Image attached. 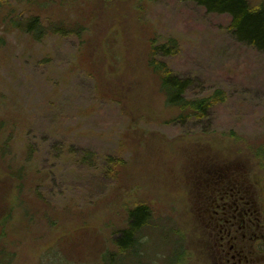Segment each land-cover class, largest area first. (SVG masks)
Listing matches in <instances>:
<instances>
[{
	"label": "rangeland",
	"instance_id": "obj_1",
	"mask_svg": "<svg viewBox=\"0 0 264 264\" xmlns=\"http://www.w3.org/2000/svg\"><path fill=\"white\" fill-rule=\"evenodd\" d=\"M32 16L82 34L36 40L14 25ZM231 21L189 0L0 5V258L110 264L101 258L118 250L126 210L144 203L157 223L139 264H170L179 238L178 264H217L221 239L202 204L208 185L225 170L241 173L244 209H264V50L239 40ZM169 40L178 53L158 58L188 80V99L226 94L204 118L178 120L183 112L167 105L149 66L153 47ZM259 223L258 238L245 240L247 264L261 262Z\"/></svg>",
	"mask_w": 264,
	"mask_h": 264
},
{
	"label": "trees",
	"instance_id": "obj_2",
	"mask_svg": "<svg viewBox=\"0 0 264 264\" xmlns=\"http://www.w3.org/2000/svg\"><path fill=\"white\" fill-rule=\"evenodd\" d=\"M6 0H0V5ZM151 1V0H150ZM203 6L210 13L228 14L231 16V31L242 42H246L260 50H264V5L253 6L249 0H189ZM14 25L21 31L32 34L36 40H43L48 34H60L68 36L75 33L80 36L82 31L63 25H52L46 27L40 17L32 16L25 20L14 21ZM179 51L178 43L169 40L154 46L149 60V66L158 76L161 92L166 97L167 105L179 108L183 112L177 119L185 120L189 118H204L207 112L216 104L226 99V94L222 90L215 91L212 95L201 99L190 100L186 97V90L189 86L188 80H183L176 76L170 66L158 58L159 55H175ZM3 127L0 124V133ZM127 226L118 229L115 245L116 252L104 253L102 260L106 256L110 257V264H129L134 259L135 264L143 260L145 243L148 231L156 225L155 215L151 207L147 204H135L126 210ZM2 230H6L4 223ZM170 235L173 231H169ZM184 240V239H183ZM174 247L171 250L170 264H178L184 258V241L181 238L172 241ZM3 252V251H2ZM5 255L0 258V264L10 261ZM166 262V261H165ZM98 264V263H97Z\"/></svg>",
	"mask_w": 264,
	"mask_h": 264
},
{
	"label": "flooded vegetation",
	"instance_id": "obj_3",
	"mask_svg": "<svg viewBox=\"0 0 264 264\" xmlns=\"http://www.w3.org/2000/svg\"><path fill=\"white\" fill-rule=\"evenodd\" d=\"M225 171L226 176L221 175L218 179H214L212 186L208 185L207 187L209 191L202 196L203 210L205 212L204 219L206 224L214 229L213 238L218 237L221 239H218L220 243L217 246L219 248L215 253L217 264H247V254L251 253L245 251V240L248 235H250L251 241L258 238L255 234L256 232H253L255 231L253 226L264 219V209L260 215L249 208L244 209L250 204L248 200H251V197L247 194L249 192V188H247L249 181L241 173ZM221 183H224V185ZM221 186L222 189L220 190L219 187ZM244 193L247 194V199L244 197ZM256 205L257 199L255 201ZM237 217H240L238 223L235 222ZM236 224L243 228L240 234ZM223 226H226V229ZM224 241L227 242L225 243ZM260 241L264 245L263 237ZM252 250L254 251L253 248ZM258 251L260 253L254 252L256 256L260 257L259 260L261 261H258L257 264H264V255H262L264 247L262 249L259 245ZM237 256L238 258L236 259Z\"/></svg>",
	"mask_w": 264,
	"mask_h": 264
}]
</instances>
